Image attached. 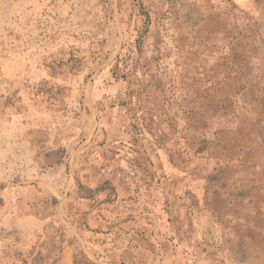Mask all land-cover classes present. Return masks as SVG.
Listing matches in <instances>:
<instances>
[{
	"label": "rangeland",
	"instance_id": "1",
	"mask_svg": "<svg viewBox=\"0 0 264 264\" xmlns=\"http://www.w3.org/2000/svg\"><path fill=\"white\" fill-rule=\"evenodd\" d=\"M0 264H264V0H0Z\"/></svg>",
	"mask_w": 264,
	"mask_h": 264
}]
</instances>
